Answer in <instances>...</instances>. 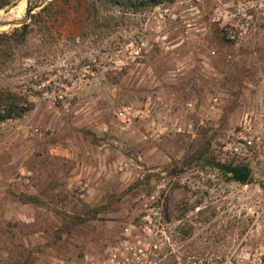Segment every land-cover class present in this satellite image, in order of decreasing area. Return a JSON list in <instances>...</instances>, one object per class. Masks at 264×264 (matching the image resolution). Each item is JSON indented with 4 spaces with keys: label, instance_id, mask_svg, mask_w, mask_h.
Wrapping results in <instances>:
<instances>
[{
    "label": "rangeland",
    "instance_id": "374dc122",
    "mask_svg": "<svg viewBox=\"0 0 264 264\" xmlns=\"http://www.w3.org/2000/svg\"><path fill=\"white\" fill-rule=\"evenodd\" d=\"M155 1L51 0L0 52V86L34 103L0 122V264H264V163L226 147L245 118L264 136V0ZM226 12L252 15L241 35ZM147 98L162 134L116 117ZM208 141L246 182L193 158Z\"/></svg>",
    "mask_w": 264,
    "mask_h": 264
},
{
    "label": "built area",
    "instance_id": "2783aa9c",
    "mask_svg": "<svg viewBox=\"0 0 264 264\" xmlns=\"http://www.w3.org/2000/svg\"><path fill=\"white\" fill-rule=\"evenodd\" d=\"M264 13V12H263ZM225 16L229 19H235L238 16L244 17V22L240 24V30L238 31V35H241L243 31L248 28V25L251 22V14L249 12H226ZM162 17V14L159 15ZM135 55L139 53V50L134 51ZM218 98L215 96L212 98L210 108L214 109L217 104ZM151 103L149 98L144 102V104L140 106L134 105H126L121 107L116 112L117 119L126 125H130L136 120H147L149 130L154 134L159 135L167 131V125L164 123H160L156 119L151 116ZM249 119H244V122L240 125V127L235 130L228 138L226 142V147L231 152L233 151L236 155L245 156V154L241 153V149L250 150L253 154L255 153L254 162L264 163V136H259L253 132L252 124ZM177 131H180V126H177ZM264 212V204L262 207ZM253 260L257 261L255 264H259L260 258L253 257ZM58 264H101L100 262H87V261H68V260H60Z\"/></svg>",
    "mask_w": 264,
    "mask_h": 264
},
{
    "label": "trees",
    "instance_id": "16d2710c",
    "mask_svg": "<svg viewBox=\"0 0 264 264\" xmlns=\"http://www.w3.org/2000/svg\"><path fill=\"white\" fill-rule=\"evenodd\" d=\"M54 1V0H52ZM105 3L112 4L117 7H124L129 10H134L140 6H144L149 3L158 4L155 0H99ZM52 4V2L50 3ZM3 5L0 6V9ZM47 6L42 8L45 9ZM41 10V11H42ZM35 18L34 15L31 16V19ZM32 31L30 22L24 23L21 26L13 27L10 30H5L0 32V52L6 53V51L14 52V45L16 49L22 51V47L26 44L27 37ZM33 101H31L25 94L21 92H16L11 90L8 87L0 86V122H4L7 119L19 118L24 115L26 112L33 108ZM209 146L210 142H205L201 145L198 150H196L194 159H198L200 164L208 165L204 159L209 158ZM214 159V157H211ZM224 174V172H223ZM23 201L25 202H35L36 197L32 195L24 196ZM78 218L74 221V225L78 224ZM67 227V225L65 226ZM70 229V228H69Z\"/></svg>",
    "mask_w": 264,
    "mask_h": 264
},
{
    "label": "water",
    "instance_id": "95a60500",
    "mask_svg": "<svg viewBox=\"0 0 264 264\" xmlns=\"http://www.w3.org/2000/svg\"><path fill=\"white\" fill-rule=\"evenodd\" d=\"M48 1H51V0H35L32 4H30V2L27 1V7L25 10V14L21 20H18V21L17 20H11V21H3L2 20V21H0V26L10 24V25H13V27H16V26H20V25L26 23L29 20L30 15L33 13V11L43 7V5L46 4ZM12 6L7 7L4 11L8 12ZM13 27H10L7 30L12 29ZM3 31H5V30H3ZM204 161L208 165L216 168L217 170H219L221 172H224L226 174H231L232 179L234 181H237V182H246L249 175H250V168L246 164H244V165L225 164V163H221L219 161L212 160L209 158H205Z\"/></svg>",
    "mask_w": 264,
    "mask_h": 264
},
{
    "label": "bare ground",
    "instance_id": "6f19581e",
    "mask_svg": "<svg viewBox=\"0 0 264 264\" xmlns=\"http://www.w3.org/2000/svg\"><path fill=\"white\" fill-rule=\"evenodd\" d=\"M34 1L35 0L29 1V2H34ZM26 7H27V1L23 4V6L19 5L16 8V10L14 12H12V14L7 16L5 19H3V21L21 20L24 17ZM5 26H11V25L9 24V25H5Z\"/></svg>",
    "mask_w": 264,
    "mask_h": 264
}]
</instances>
